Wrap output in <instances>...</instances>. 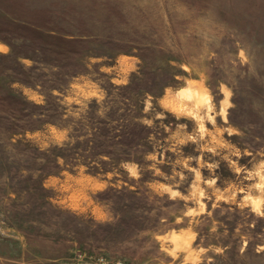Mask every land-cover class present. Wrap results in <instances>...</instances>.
Listing matches in <instances>:
<instances>
[{"label":"rangeland","instance_id":"obj_1","mask_svg":"<svg viewBox=\"0 0 264 264\" xmlns=\"http://www.w3.org/2000/svg\"><path fill=\"white\" fill-rule=\"evenodd\" d=\"M100 259L264 264V0H0V264Z\"/></svg>","mask_w":264,"mask_h":264},{"label":"bare ground","instance_id":"obj_2","mask_svg":"<svg viewBox=\"0 0 264 264\" xmlns=\"http://www.w3.org/2000/svg\"><path fill=\"white\" fill-rule=\"evenodd\" d=\"M182 95L187 98H192V99L195 98L196 102H199V103H202L205 99H207L205 94L201 93L198 90L185 89Z\"/></svg>","mask_w":264,"mask_h":264},{"label":"trees","instance_id":"obj_3","mask_svg":"<svg viewBox=\"0 0 264 264\" xmlns=\"http://www.w3.org/2000/svg\"><path fill=\"white\" fill-rule=\"evenodd\" d=\"M122 125V128H123V131H122V133L121 134H119L118 136L119 137H122V138H126L129 134H131L130 133V130H128V128H127V124H121ZM124 130H126V132L124 131ZM146 131V127L145 126H143V128L141 129V131H140V133L141 134H143V132H145ZM136 132H133L132 134H134V135H136L135 134ZM146 134H148V132L146 133ZM117 137V136H116ZM186 146H187V144H186ZM185 146V147H186ZM185 154H186V156H187V153H185L184 152V156H185ZM165 173H168L167 171H164ZM93 173H95V172H93ZM143 181H146V179H144Z\"/></svg>","mask_w":264,"mask_h":264},{"label":"built area","instance_id":"obj_4","mask_svg":"<svg viewBox=\"0 0 264 264\" xmlns=\"http://www.w3.org/2000/svg\"><path fill=\"white\" fill-rule=\"evenodd\" d=\"M77 264H85V263H83V262H81V261H79ZM98 264H107L106 262H104L102 259H100L99 261H98ZM116 264H123V263H116Z\"/></svg>","mask_w":264,"mask_h":264}]
</instances>
